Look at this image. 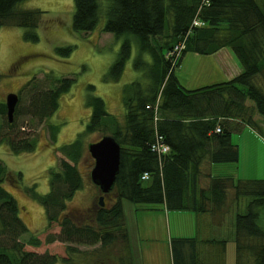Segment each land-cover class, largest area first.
Instances as JSON below:
<instances>
[{
  "label": "trees",
  "instance_id": "16d2710c",
  "mask_svg": "<svg viewBox=\"0 0 264 264\" xmlns=\"http://www.w3.org/2000/svg\"><path fill=\"white\" fill-rule=\"evenodd\" d=\"M21 1L0 0V26L23 27V37L37 41L43 10L20 8ZM73 3V30H91L104 15L102 29L122 38L103 79L121 77L133 40V66L140 75L122 85V117L109 112L103 97L93 92L95 85L87 82L89 119L72 141L57 146L62 155L47 169L49 189L38 192L34 185L25 187L29 196L43 205L46 228L53 222L59 226L57 232L46 234L45 242L65 243L64 254L33 248L41 244L34 233L22 239L29 228L19 215L16 198L3 185L5 180L19 185L22 174L9 170L0 157V264H138L124 200L220 215L233 206L237 210L235 264H264V226L259 221L264 215V177L235 178L210 171L212 163L238 161L239 147L232 141V133L245 127L264 133V0ZM195 18L203 24H193ZM181 42L184 46L175 49ZM224 46L230 47L241 65L237 74L192 88L181 84L175 68L187 50L210 54ZM55 50L68 55L72 44L57 45ZM52 78V85L43 86L44 80L33 76L21 87L20 91L28 94L25 114L30 119L44 121L51 116L59 106V97L74 80L68 75ZM17 95L11 121L5 101L0 99V144L7 143L13 152L29 151L35 140L17 123L23 114L18 106L20 92ZM47 127L55 140L58 124L47 123ZM93 131L111 134L117 140L119 169L112 188L104 193L103 205L93 202L69 207V199L84 185L85 176L77 163L85 150L84 137ZM160 137L170 146L163 153L152 149ZM144 172L148 173L146 179L141 177ZM245 196L248 200L243 203ZM169 245L172 264H224V239L175 236ZM206 245L215 248L211 258L206 256L208 251L202 252Z\"/></svg>",
  "mask_w": 264,
  "mask_h": 264
},
{
  "label": "rangeland",
  "instance_id": "374dc122",
  "mask_svg": "<svg viewBox=\"0 0 264 264\" xmlns=\"http://www.w3.org/2000/svg\"><path fill=\"white\" fill-rule=\"evenodd\" d=\"M17 6L20 8L37 7L43 10L37 27L40 38L37 41L26 40L22 35L24 28L13 25H6L5 28H8L0 33V99L5 101L6 94L10 91L20 92L22 99L18 106L23 114L17 118V123L22 125L20 130L23 127L24 132L34 137L35 146L29 151L13 152L7 143L0 144V157L6 167L13 172L21 171L22 174L19 185L15 186L14 180H5L3 185L16 198L19 215L29 228V231L21 236L22 239L25 240L30 233H34L40 237L41 244L33 248L48 249L51 252L64 254L65 243L45 242L46 234L50 231L57 232L59 226L53 222L49 228H46L47 216L43 205L31 198L25 191V187L34 185L38 192H46L49 189L47 169L55 166L56 159L62 155L57 146L72 141L89 119L91 108L85 102L87 82L95 85L93 92L103 97L107 110L122 117L124 112L121 99L122 85L140 75V71L133 66L136 44L133 40L131 56L125 63L121 77L118 80L107 81L103 79V75L115 58L122 38L115 37L113 33L102 29L104 15L100 16L93 29L76 31L71 25L74 11L73 0H22ZM65 44H72L70 54L62 55L55 50L57 45ZM218 59L220 64L211 53L200 54L187 50L175 68V73L184 83L182 85L192 88L227 79V76L219 71V65L224 69L223 73L225 75L231 73V77L241 70L232 65L234 61L236 64L239 63L234 52L232 53L233 62L227 58L224 51L218 55ZM48 74L51 76H47ZM61 75L72 76L74 80L70 89L59 97L57 110L44 121H37V119H30L28 115L26 116L25 104L28 94L25 90L20 91L23 84L34 76L36 79L44 80L43 86H48L49 82L51 85L55 82L52 76ZM47 123H55L59 126L55 140L50 137ZM102 134L101 131H93L84 137L85 150L77 163L85 176L84 185L77 189L69 199V207H85L98 202L101 191L90 178L93 158L87 149V144L97 140ZM231 138L239 147L238 161L212 163L210 164L211 172L231 174L235 178L264 177V133L260 135L253 129L245 127L240 132L232 133ZM106 198L107 195H104L103 199ZM242 199L245 203L248 197L245 196ZM155 205L160 209L145 208L151 206L149 203L124 200L125 216L132 243L136 249L135 255L138 254L142 264H170L169 242L171 237L185 234H198L202 237L206 235L203 234L205 224L201 223L198 227L194 217V214L203 216V213L193 211L185 213L181 210L167 209L161 203ZM231 207L232 209L226 211L224 215L217 213L215 219H212V236L219 232L223 233L224 237H229L224 254V264H235L236 248L233 235L234 215L237 210L233 206L229 208ZM135 211L138 213V228ZM159 211H164V213H159ZM142 214L149 215L147 221L142 222ZM155 214L158 216L155 217ZM185 214H189L190 217ZM260 219V224L264 226V215ZM206 227H208L207 224ZM148 233L152 235L150 239L146 238ZM147 246H156L158 249L156 262L151 263L150 260L146 262V257H141V248L145 249Z\"/></svg>",
  "mask_w": 264,
  "mask_h": 264
},
{
  "label": "water",
  "instance_id": "95a60500",
  "mask_svg": "<svg viewBox=\"0 0 264 264\" xmlns=\"http://www.w3.org/2000/svg\"><path fill=\"white\" fill-rule=\"evenodd\" d=\"M17 100V92L10 91L6 94L5 105L9 121L13 119ZM87 149L93 158L90 178L101 191L98 202L103 205V193L110 191L119 169L120 145L111 134H103L97 140L88 142Z\"/></svg>",
  "mask_w": 264,
  "mask_h": 264
},
{
  "label": "crops",
  "instance_id": "0c3cea01",
  "mask_svg": "<svg viewBox=\"0 0 264 264\" xmlns=\"http://www.w3.org/2000/svg\"><path fill=\"white\" fill-rule=\"evenodd\" d=\"M6 27V25H3V26H0V33L3 31L4 32V30L5 29H7V28H5ZM224 51V53H225V55L227 56V58L228 59H230L232 62H233V60H232V50L230 49V47H227V46H224V47H221L220 49H218V50H216L215 52H213V53H211L212 54V56H215L216 58H217V60H218V62H219V64H220V61H219V59H218V55L220 54V53H222ZM216 62V61H215ZM221 63H223V62H221ZM232 65H235V68H239L238 70H240L241 69V65L239 64V63H237L236 64V62L234 61L233 62V64ZM240 65V66H239ZM223 68H222V66L221 65H219V71H221V73L224 75V76H227V79L229 78V77H231V73H228L227 75H225L224 73H223ZM235 70V69H234ZM235 73H237V72H235ZM234 73V74H235ZM179 78V77H178ZM180 80V79H179ZM181 82V81H180ZM181 84H184V83H182L181 82ZM211 165H210V171H211ZM218 174V173H217ZM161 205L163 206V207H165L164 206V203H161ZM160 206V205H159ZM161 207V206H160ZM145 208H149V209H152V210H154L155 208H158V209H160L159 207H157L156 205L154 206V207H145ZM137 211V210H136ZM134 212V213H136L135 215H136V225H137V228H138V213L137 212ZM181 211H184L185 213H188V211L190 212V211H193V212H195L194 210H190V209H183V210H181ZM161 211H159V213H160ZM161 213H164V211L163 212H161ZM235 213V212H234ZM233 213V214H234ZM168 214V213H167ZM233 214H232V216H231V218H230V221L232 222V220H233ZM236 214V213H235ZM187 217H190V216H188L189 214H185ZM195 216V222H196V224L198 225V227H199V224H205V227H204V229H203V231H204V235L205 236H203V237H214V238H216V239H224L225 240V250H226V244H227V239L229 238V237H224V234L223 233H219V232H217L216 234L217 235H213L212 236V234H211V232H212V226H213V224H212V219H215V217H216V215H217V213L216 214H211L210 212H204L203 213V216H197V214H194ZM156 216H158V215H156L155 214V217ZM169 216V215H168ZM191 216H192V214H191ZM200 217V218H199ZM148 218H149V215H147V214H142V216H141V219H142V222L144 221V220H148ZM127 220V219H126ZM234 223H235V215H234ZM144 224V223H143ZM206 224L208 225V227H206ZM127 226H128V228H129V225H128V222H127ZM201 230V229H200ZM130 231V230H129ZM148 232H149V230H148ZM196 235H198V234H196ZM182 236H193V235H187V234H185V235H182ZM199 236V235H198ZM152 237V235H151V233H148L147 235H146V238L147 239H150ZM201 237H202V235H201ZM233 238H234V235H233ZM131 240H132V236H131ZM141 240V239H140ZM58 242H60V241H58ZM133 242V241H132ZM61 243V242H60ZM136 243V242H135ZM141 244V241H140V243H139V245ZM170 246V245H169ZM214 247L212 246V245H209V246H204L203 248H202V252L203 251H208L209 253V255H207L206 254V256L207 257H209V258H211V257H213L214 255H215V251H214V249H213ZM36 249V248H35ZM36 250H39V251H43V250H45V249H43V250H41V249H36ZM157 253H158V249L156 248V246H147L145 249H143V248H141V257L142 258H145L146 257V262L148 261V260H150L151 261V263H153V262H156V257H157ZM203 254V253H202ZM224 254H225V251H224ZM170 255H171V252H170ZM137 256H138V254H137ZM137 260H138V264H142V260H139V257H137ZM59 263H61V262H57V263H55V264H59ZM170 264H172V261H171V263Z\"/></svg>",
  "mask_w": 264,
  "mask_h": 264
},
{
  "label": "built area",
  "instance_id": "2783aa9c",
  "mask_svg": "<svg viewBox=\"0 0 264 264\" xmlns=\"http://www.w3.org/2000/svg\"><path fill=\"white\" fill-rule=\"evenodd\" d=\"M193 24H195V25H201V24H203V21L202 20H199L198 18H195L193 20ZM183 46H184V44L181 42L180 45H177V44L175 45V49H180ZM217 130H218V128H217ZM159 139H160L159 142H154L152 144V149H155L159 153H163V152L168 151L170 149V146L167 143H165V142H161V137ZM141 177L143 179H146L148 177V173L147 172H144L141 175Z\"/></svg>",
  "mask_w": 264,
  "mask_h": 264
}]
</instances>
